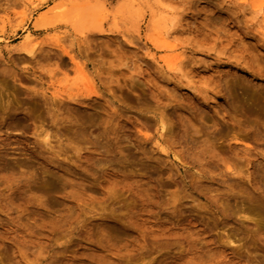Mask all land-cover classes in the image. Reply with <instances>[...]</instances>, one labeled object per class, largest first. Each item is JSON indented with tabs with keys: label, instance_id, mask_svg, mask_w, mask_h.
<instances>
[{
	"label": "rangeland",
	"instance_id": "rangeland-1",
	"mask_svg": "<svg viewBox=\"0 0 264 264\" xmlns=\"http://www.w3.org/2000/svg\"><path fill=\"white\" fill-rule=\"evenodd\" d=\"M0 264H264V0H0Z\"/></svg>",
	"mask_w": 264,
	"mask_h": 264
},
{
	"label": "bare ground",
	"instance_id": "bare-ground-1",
	"mask_svg": "<svg viewBox=\"0 0 264 264\" xmlns=\"http://www.w3.org/2000/svg\"><path fill=\"white\" fill-rule=\"evenodd\" d=\"M172 25H173V23L171 24V26H172ZM171 26H170V27H171ZM172 28H173V26H172ZM172 28L170 29L171 32H172V30H173ZM167 30L170 32L169 29H167ZM169 32H165V31H164V33H166V34L169 33ZM166 34H165V35H166ZM170 35H171V33H170ZM166 36H167V35H166ZM168 36H169V34H168ZM29 38H30V34H29V33H26L25 36H24V40L26 41V40H28ZM166 39H167V38H166ZM34 45H35V44H34ZM34 45H33V46H34ZM174 45H175V44H172V42H171V44H169V40H168V43H165L163 47H164V50H165V51H168V52L171 51V52H172V51H174L175 48H176ZM25 49H26V51H27V53H28V54L26 53L27 55H29V54L32 55L33 52H32V49H31V48H25ZM33 49H34V48H33ZM26 51H25V52H26ZM161 51H162V50H161ZM176 51H177V50H176ZM171 54H172V53H171ZM171 54H169V55L167 54V55H164V56L160 55V56H161V60H162L167 66H169L170 68H171V67H175L176 64L178 65L179 62H182V59H181V61H180V59H178V58H179V57H178L179 52H178V54H177V53H175V54L173 53V55H171ZM180 54H181V51H180ZM179 56H180V55H179ZM178 60H179V61H178ZM177 61H178V63H176ZM179 66H180V65H179ZM179 68H180V67H179ZM90 93H91V92L88 93V96L90 95ZM86 97H87V96H86Z\"/></svg>",
	"mask_w": 264,
	"mask_h": 264
}]
</instances>
